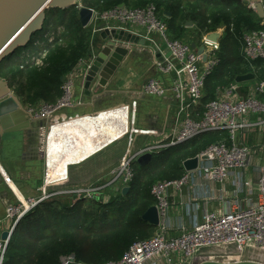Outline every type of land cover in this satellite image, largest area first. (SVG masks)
Wrapping results in <instances>:
<instances>
[{
	"label": "built area",
	"instance_id": "2783aa9c",
	"mask_svg": "<svg viewBox=\"0 0 264 264\" xmlns=\"http://www.w3.org/2000/svg\"><path fill=\"white\" fill-rule=\"evenodd\" d=\"M248 8L253 11L252 4H248ZM92 12L89 25L94 34L119 30L149 42V48L153 51V65L159 75L146 81L140 90V96L168 98L178 106L173 116V128L168 135L163 136L159 142L151 140L150 144L112 168V181L119 184V194L123 188L130 190L134 177L132 167L140 157L154 155L162 148L191 142L205 134L224 132L226 138L212 143L195 156L198 159L196 170L186 172L178 179L158 181L151 186L150 193L156 200L159 218L167 213L169 191L181 193L193 173L197 172L207 180L221 183L231 170H246L254 164L259 168L255 197L247 201L245 208L237 207L219 215L206 213L202 222L194 224L190 229H182L179 236L167 238L164 231H161L149 239L133 243L120 259L104 264H160L162 261L173 264L176 256L189 263L195 261L200 251L211 248L233 247L243 250L252 247L264 254V141L256 149L244 142V132L264 125V120H259L264 115V77L253 90L261 98L254 95L247 98L236 97L235 84L218 87L214 98L204 105L202 115L194 119L192 112L201 104L206 79L219 63L220 40L227 28L221 26L212 32L219 35L217 41L208 37L212 33L203 35L200 47L204 49L203 54L207 59L202 63L201 56L189 44L167 37L166 24L158 17L157 8L152 3L142 8L117 6L103 12L92 9ZM261 26L258 30L243 31L238 40L242 61L253 75L259 74L261 67L258 62L264 61V23ZM228 31L233 32L232 25ZM117 44L121 47L128 46ZM85 67V61L81 60L66 74L62 79L61 95L55 102H43L27 109L32 119L45 123L47 136L55 128L57 114L83 105L76 98V86L78 79H82L83 89L87 93L90 80L86 72L93 71V67L88 65L82 76H77L76 72ZM99 70L100 68L95 72L97 84ZM168 76H171L170 79H166ZM250 115L257 116V121H248ZM100 191L101 188L91 187L61 191L59 194H76L75 203L81 197L91 200ZM51 196V193L43 191L38 199H27L6 206L5 215L0 220V264L5 263L9 240L21 219ZM4 232L8 233L6 240L1 238ZM59 264L80 263L70 255L61 257Z\"/></svg>",
	"mask_w": 264,
	"mask_h": 264
},
{
	"label": "trees",
	"instance_id": "16d2710c",
	"mask_svg": "<svg viewBox=\"0 0 264 264\" xmlns=\"http://www.w3.org/2000/svg\"><path fill=\"white\" fill-rule=\"evenodd\" d=\"M158 1L92 0L90 3H83L86 8L103 12L120 4L127 8H142L149 2L158 10L162 3L169 2ZM198 1L189 0L192 6L186 14L188 18L196 20L193 21V28H203L206 32L221 26L227 28L220 40L219 63L205 82L200 106L203 108L213 99L217 87L227 85L237 76L249 72L242 61L238 40L243 31L258 30L262 26L261 20L247 7L245 1L203 0L210 9L208 12L201 11ZM169 19H174L172 13ZM231 25L233 32L228 31ZM183 29L184 26L172 28V36H169L171 40L181 36ZM57 30H62L60 37ZM50 32H54V39L51 41L47 39ZM97 38L101 41L99 34H94L90 25L85 28L81 26L76 6L48 10L41 31L25 47L14 51L31 52L36 58L24 64L18 55L8 56L0 62V79L7 82L23 105L53 103L61 95L62 79L79 61L90 57ZM227 38L231 40L228 48L224 42ZM40 44H46L44 52L37 48ZM232 52H237L235 58L230 57ZM262 63L264 61L258 62L261 67L259 74L264 77ZM224 138V132L205 134L190 143L169 147L165 151L172 154L164 156V162L156 177H181L183 161L195 157L212 143ZM154 160L155 156L152 155L149 164L136 165L145 169ZM133 173L131 187L126 196L117 195L107 203L102 202L101 195L91 200L81 197L74 203L76 194H58L41 202L21 219L14 230L7 246L4 264H59L61 257L70 255L80 264H104L120 259L133 243L152 237L155 228L142 220V215L153 205L148 194L152 185L147 184L143 191L138 190V178L134 171ZM86 203L89 209L86 208Z\"/></svg>",
	"mask_w": 264,
	"mask_h": 264
},
{
	"label": "rangeland",
	"instance_id": "374dc122",
	"mask_svg": "<svg viewBox=\"0 0 264 264\" xmlns=\"http://www.w3.org/2000/svg\"><path fill=\"white\" fill-rule=\"evenodd\" d=\"M90 1L92 0H77L78 5L76 6V10L80 11L78 8L80 6L81 8H86L84 7L85 4L83 2L90 3ZM159 1L161 2V0ZM150 3L151 2H149V4ZM197 4L201 8L202 12L210 11L203 0H199ZM190 6H192V3L189 2V0H169L168 3H162V5L158 8V17L164 20L166 24L167 37L172 36V28L184 26L181 36L175 39L186 44L190 42L196 47H199L201 45L202 37L207 30L203 28L196 30V28H193V25H188L190 23L192 24L193 21H196L188 18L186 15L188 14ZM170 12L174 18L171 21H169V15H171ZM184 19L187 20L184 21ZM61 31H56L58 37H60ZM53 33L54 32H50L47 35V39H54ZM170 37L169 39L171 40ZM224 42L227 48L231 45V40L229 38H227ZM104 45L105 44L97 38L93 47V52L89 58L84 60L86 66L85 70L88 65L94 68L93 71L87 70L86 72L90 80L87 93H85L83 89L84 82L82 79L81 84L76 86V98L80 99L85 104V107L89 106V108L86 109L84 114V111L81 110L75 112L74 110L77 108L64 110L69 113L70 111L74 112H71L70 116L65 117L66 123H61V128L52 130L49 140L50 150L52 151L53 156L52 158L54 159L55 165L58 167L62 166L63 168L62 172L58 171L57 174L53 176L52 181L54 180V182L62 180L63 177L65 178L66 166L68 164H73L87 158L97 149H104L117 141V143L110 146L106 151L109 154L119 156L123 153L125 144L127 142L130 144L133 142L131 145V147L133 146V152L131 155H133L144 148L145 145L143 146V144L146 142V139H148L147 145L150 144V140L153 139L159 142L163 136L168 135V129L171 131L173 128L174 111L173 107L169 104V100H163L161 102V99L156 97L143 98L139 95L141 85L147 79H151L153 73H156L153 65L152 48H148L147 50L141 49L140 52H130V55L123 60V63H121L118 72L116 73L114 79H112L113 81L111 80L103 87L99 83H96L95 72L99 69V62L96 63V61L97 59H100L99 55L103 54L102 51ZM45 47L46 44H40L37 46L41 52H44ZM20 53L21 52H18V54ZM229 55L230 57L233 56L235 58L237 52H232ZM92 107H94L95 110H92ZM160 107L164 108V111L159 110ZM93 114L95 117L91 116ZM77 117L80 118L73 120ZM70 118L73 121L71 120V122L68 123ZM136 144L137 148L134 149ZM166 149L168 148L158 150L154 154V163L145 169H140L136 163L133 164L132 169L138 178L136 181L138 190L143 191L148 185L150 186L157 181L166 180L156 177V173L159 171L161 164L164 162V156L172 154H167V151H165ZM1 163L3 165L7 163L8 168L11 164V162L6 160V158H4ZM3 168L5 169V166H3ZM112 168L113 167L100 172L95 171L88 164L85 168L80 170L83 171L85 175L80 178L81 182L75 185L73 178L75 175H78L80 171L75 168H71L69 170V185L70 187H75L74 189H88L91 187L101 188V191L97 193L96 197H99L100 195L101 197H106L108 196V188H103L105 184H107L108 187L116 185L112 181ZM8 171L10 172V170ZM8 171H6L7 174L9 173ZM166 181H168V179ZM12 183H14L15 186L17 184L14 179ZM21 185L22 186L17 184V188L18 190L23 188L21 190V194L23 195L22 197H24L25 201L27 199H38L42 196V192L37 193L33 186L27 183ZM18 202L19 200L0 178V220L5 215L6 206L16 204ZM85 206L89 209V205L87 203ZM112 217L113 215L110 216V218ZM229 250L230 253H226L223 256H217L210 262H245L247 260H253L251 257H254V259L264 264V254L252 247H247L243 250L230 247Z\"/></svg>",
	"mask_w": 264,
	"mask_h": 264
},
{
	"label": "crops",
	"instance_id": "0c3cea01",
	"mask_svg": "<svg viewBox=\"0 0 264 264\" xmlns=\"http://www.w3.org/2000/svg\"><path fill=\"white\" fill-rule=\"evenodd\" d=\"M238 1H241V0H238ZM242 1H245L247 4H249L248 1L246 0H242ZM78 8L81 9V6ZM262 23L263 21H261L260 25H262ZM212 32L213 31H210L209 33H212ZM101 41L102 43L105 44L103 46V50L107 49V45H108L107 41H104L102 39ZM188 44L190 46L194 45L193 43L190 44V42ZM116 45L118 44L116 43ZM125 48L129 49L130 52H140L141 49L147 50L149 46L146 47V46H129L128 45V46H125ZM17 53L18 52H15L14 54L18 55V57L21 59L22 62H24V64L30 63L34 60V58H36L34 53H31V52H21L20 54H17ZM263 64L264 63H262V65ZM84 70H85L84 68L78 70L76 72L77 76H82L84 74ZM247 74H250V73L248 72L243 75H247ZM158 75L159 74L157 73H153V76L151 78L153 77L157 78ZM243 75H240V76H243ZM253 76H254V79L251 81H247L243 83H236L234 80L230 82L229 84L221 86V87H226L231 84H235L237 85L236 87L237 92L235 95L236 97L247 98L248 96L254 95V97L256 98H261V96L255 93L253 90L256 87L257 83L261 81L263 77L260 74L253 75ZM170 77L171 76H168L166 77V79H170ZM149 79H147L146 81H148ZM0 80L6 83V81H4L3 79H0ZM146 81L141 85V88L146 83ZM79 84H81L80 79H78L77 86ZM4 88H7L15 96L13 91L8 87L7 83L5 84L3 88L0 86V93H3ZM139 95H140V92H139ZM146 97L147 96H144L143 98H146ZM163 100L170 101L169 104L170 106L173 107V111H174L173 115H174L178 108L177 104L172 102L168 98L161 99V102ZM18 101L20 102V104L22 105L24 109L23 113L25 111L26 112L22 115V117H20V121L16 120V123L12 126H19L22 128L21 129L22 131H19L13 134H7L3 136L2 143H1V150H0V163L4 158H6V160L11 162L9 168L7 166V163L6 164L4 163L5 165L1 163L2 164L1 166L2 167L5 166V169H6L5 171L10 170V172L8 171L9 172L8 174L12 182L14 179L15 182H17V184L20 186H22L21 184L27 183L33 186L36 189L37 193H41L43 191L51 193L52 196L50 198H52L53 196L58 195L61 191L75 190L74 189L75 187H70L69 185V182H70L69 170L71 168H75L76 170L80 171L81 169L85 168L89 164L92 169H94L95 171L101 172L102 170H108L109 168L114 167L115 165H118L122 160L130 156L131 153L133 152L132 150L133 146L131 147L133 142L130 141L131 144L127 142L125 144L123 153L120 154L119 156H115V155L107 153L106 150L110 146L117 143L116 141L115 143L105 147L104 149L102 148L97 149L91 155H89L87 158L83 160H80L73 164H68L66 166L65 178L63 177L62 180H58L54 182V180L52 181L53 176L57 174L58 171L62 172L63 168L62 166L58 167L57 165H55L54 159L52 158L53 156H52V151L50 150L51 148H50V143H49L52 131L50 133V136H47L45 133V129H46L45 123H43V126L42 125L40 126L39 125L40 121L34 120L32 118L29 120V123L31 122V124L24 125L28 123L27 109L29 107L26 105H23L19 99ZM40 103H43V102H40ZM200 106L193 109L192 117L194 119H198L202 115L204 107L201 108ZM84 107H85V104L83 103L81 107H78L77 109L75 108L76 110L74 111L76 112V111L81 110V111H84L83 112L84 114L86 112V109L89 108V106H86L85 108ZM91 109L95 110L94 107H92ZM159 110L164 111V108L160 107ZM74 111H70V113ZM70 113L66 111H61L59 114H57L54 129L61 128L62 126L60 124L66 123L65 117L70 116ZM91 116L95 117L94 114ZM78 118L80 117H77L73 120H76ZM257 119H258L257 116L250 115L248 121L255 122L257 121ZM260 119L264 120V115L260 116L259 120ZM71 120L72 119L70 118L68 123H70ZM168 132L169 133L171 132L170 129H168ZM147 140L148 139H146V142L143 144V146L147 145ZM263 141H264V125L252 128L251 130L244 132V142L252 148L256 149L258 145ZM136 148H137V144L134 146V149ZM181 169H182L181 170L182 175H184L186 171L183 169L182 164H181ZM258 170L259 168L256 166V164L248 167V169L246 170H231L227 178L221 183L207 180L201 174L197 172L193 173L190 182L188 183V185L182 188L181 193H174L171 190L169 191V194H168L169 195V198H168L169 205H168L167 213L164 217L159 218L160 220L159 226L154 227L155 228L154 234L164 231L165 236L167 238H174L181 234L182 229H190L194 224L202 222L203 217L205 216L206 213L219 215V214L229 212L237 207L245 208L247 206V201L255 197L256 185H257L258 177H259ZM5 171L3 169L2 178L6 180L8 188L11 190V192H13L14 196L17 195L20 199H22L23 195L21 194V190L23 188L19 189L20 190L19 191L17 188V184L15 186L14 183H11V181L8 179V176H7L8 174H6L7 172ZM92 174H93V171H92ZM84 175H85L84 172L80 171L78 175H75V177L73 178L75 183L74 182L72 183H74V185L78 184L79 182H81L80 178L83 177ZM178 178H175V179H178ZM175 179H168V181L175 180ZM103 188L104 189L108 188L107 189L108 196L102 197L103 203H107L111 200V198L117 195H121L118 192L120 188L119 184H116L113 187L112 186L108 187L107 184H105ZM148 194L153 200L152 206H156V200L151 195L150 190ZM50 198H48L47 200H49ZM226 253H230L229 248H211V249H205V250L200 251L197 254L195 261L193 262L187 263L184 260H180V257L178 256H176L172 262L173 264H200L202 262L211 261L213 258L217 256H223ZM251 259L253 260H247V261L263 264L262 262L254 259V257H251ZM160 264H165V263L164 261H162Z\"/></svg>",
	"mask_w": 264,
	"mask_h": 264
},
{
	"label": "water",
	"instance_id": "95a60500",
	"mask_svg": "<svg viewBox=\"0 0 264 264\" xmlns=\"http://www.w3.org/2000/svg\"><path fill=\"white\" fill-rule=\"evenodd\" d=\"M249 4L253 5V11L264 23V0H246ZM77 0H0V62L13 55L18 48L25 47L32 39V37L41 31L43 23L45 21V14L51 9H66L73 6H77ZM119 7H124V4H120ZM92 9L81 8L79 11V19L82 27L89 25ZM188 25H192L191 23ZM102 40L107 41V49H104L100 54L99 62V84L106 86L114 77L118 68L123 60L130 55V50L116 45V43H122L129 46H149L148 41L140 39L138 36L123 32L119 30H112L110 32H100ZM210 39L217 41L219 35L212 33L208 36ZM191 48L201 56V62L205 63L207 56L203 54L204 49L202 47H196L191 45ZM94 69V68H93ZM91 73V72H90ZM254 79L253 74H247L238 76L235 79L236 83H243ZM5 82L0 80V86L3 88ZM17 97L14 96L7 88L3 89V93H0V150L2 138L4 135L17 133L22 131L19 126H12L17 121H20V117L26 112ZM28 114V113H27ZM28 123L31 117L27 115ZM39 125L43 126V122L40 121ZM152 160L151 154H146L137 160V163L141 166L149 164ZM198 159L193 157L185 160L182 163V167L186 172H191L197 169ZM11 180V178L8 176ZM128 188H123L121 191L122 196H126ZM142 220L151 227L159 226V216L156 206H151L142 215ZM8 233L1 234L2 240H6ZM200 264H259L256 262H229V263H217V262H202Z\"/></svg>",
	"mask_w": 264,
	"mask_h": 264
},
{
	"label": "bare ground",
	"instance_id": "6f19581e",
	"mask_svg": "<svg viewBox=\"0 0 264 264\" xmlns=\"http://www.w3.org/2000/svg\"><path fill=\"white\" fill-rule=\"evenodd\" d=\"M3 167L1 166L0 167V178L4 181V183L7 185V182H6V180L5 179H3L2 178V172H3ZM4 171H5V169H4ZM6 172V171H5ZM7 174V173H6ZM8 176V175H7ZM9 179V178H8ZM10 180V179H9ZM11 181V180H10ZM11 183H12V181H11ZM8 186V185H7ZM19 201H21V202H24V198L22 197V199H20L17 195L15 196Z\"/></svg>",
	"mask_w": 264,
	"mask_h": 264
},
{
	"label": "flooded vegetation",
	"instance_id": "af4514ba",
	"mask_svg": "<svg viewBox=\"0 0 264 264\" xmlns=\"http://www.w3.org/2000/svg\"><path fill=\"white\" fill-rule=\"evenodd\" d=\"M249 3V2H248Z\"/></svg>",
	"mask_w": 264,
	"mask_h": 264
}]
</instances>
